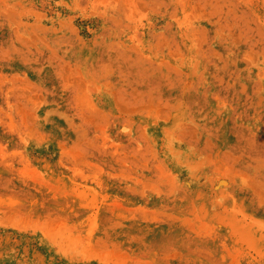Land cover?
<instances>
[{
  "label": "rangeland",
  "instance_id": "1",
  "mask_svg": "<svg viewBox=\"0 0 264 264\" xmlns=\"http://www.w3.org/2000/svg\"><path fill=\"white\" fill-rule=\"evenodd\" d=\"M0 264H264V0H0Z\"/></svg>",
  "mask_w": 264,
  "mask_h": 264
}]
</instances>
